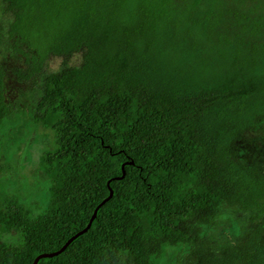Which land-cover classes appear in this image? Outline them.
<instances>
[{
  "label": "trees",
  "instance_id": "1",
  "mask_svg": "<svg viewBox=\"0 0 264 264\" xmlns=\"http://www.w3.org/2000/svg\"><path fill=\"white\" fill-rule=\"evenodd\" d=\"M1 2L28 67L13 72L28 79L49 55L64 65L32 114L53 134L26 155L38 201L0 192V264L58 250L98 205L36 264H154L166 250L170 264H264V174L234 152L264 142V0ZM3 85L0 72V123ZM226 211L259 221L220 238Z\"/></svg>",
  "mask_w": 264,
  "mask_h": 264
},
{
  "label": "rangeland",
  "instance_id": "2",
  "mask_svg": "<svg viewBox=\"0 0 264 264\" xmlns=\"http://www.w3.org/2000/svg\"><path fill=\"white\" fill-rule=\"evenodd\" d=\"M12 18L11 13L5 10L0 0V72L3 75L5 101L10 111L0 123V162L11 165L10 170H3L0 175V192H11L22 203L33 205L38 201V191L34 190L32 183L40 178V172H36L34 163L25 161L26 155L28 148L41 151L42 148L50 147L53 134L51 130L33 122L32 114L41 94L43 78L49 73L59 71L64 62L62 57L49 55L38 72L28 79L19 78L13 69L22 71L27 70L28 67L23 55L12 50L10 45L12 39L6 33L7 25ZM80 62L81 53L75 52L65 65L78 66ZM260 141L259 132H257L254 138L238 145L234 152L244 162L253 166L257 173L264 174V142ZM17 145L18 147L15 148ZM23 162L27 164L25 170H23L24 165H21ZM220 219V238L228 239L241 237L242 228L252 227L259 221L250 219L247 213L232 214L230 211H226ZM170 254H172L171 250H166L160 257L153 259L154 264H170L167 263L171 260ZM173 263L174 259L171 261V264Z\"/></svg>",
  "mask_w": 264,
  "mask_h": 264
},
{
  "label": "water",
  "instance_id": "3",
  "mask_svg": "<svg viewBox=\"0 0 264 264\" xmlns=\"http://www.w3.org/2000/svg\"><path fill=\"white\" fill-rule=\"evenodd\" d=\"M110 195H111V192H109V195H108L105 199H103V200L101 201L100 204H102L107 198H109ZM98 207H99V205L93 210V213H92V215H91V217H90V219H89V221H88V223H87V225H86L85 228H83L82 230L76 232L74 235H72L71 237H69V238L67 239V241H66V242H65V243H64V244H63L58 250L53 251V252H50V253H42V254L37 255V256L34 258V260L32 261L31 264H36L37 261H38L39 259H41V258H45V257H49V256H53V255L58 254L59 252H61V251L65 248V246H67V245L69 244V242H70L71 240H73L74 238H76L77 236H79L80 234H82V233H83V232L89 227V225H90L92 219H93L94 216H95V213H96Z\"/></svg>",
  "mask_w": 264,
  "mask_h": 264
}]
</instances>
